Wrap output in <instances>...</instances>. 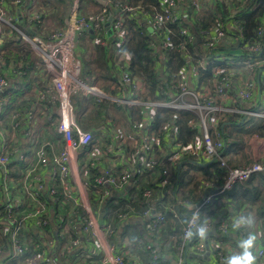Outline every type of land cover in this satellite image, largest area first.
Here are the masks:
<instances>
[{
	"label": "built area",
	"instance_id": "2783aa9c",
	"mask_svg": "<svg viewBox=\"0 0 264 264\" xmlns=\"http://www.w3.org/2000/svg\"><path fill=\"white\" fill-rule=\"evenodd\" d=\"M9 2L14 6L23 7L29 23L39 26L44 20L38 12L37 2L30 0V3L26 4L23 0H0V24L10 28L6 31V28L0 26V34L10 35L13 30L21 33L23 39L40 58L42 69H37L46 72L51 82L45 92H38L34 99L26 100L28 107L25 138L30 141L32 151L30 156L22 154L15 147L17 142L15 133L21 128L19 111L14 110L9 116L13 121L11 129L5 125V114L0 113V169H3L5 174L6 166L13 162L18 160L24 164L22 194L15 196L10 192L7 183L3 185L6 197L4 202H0V232L6 237V246L4 248L0 246V264H54L53 258L57 257L69 259L67 264H143L139 257L131 255L132 252L128 250H131L128 238L121 240L120 248L110 242V237L115 234V222L129 220L135 215L134 207L125 206L115 210L112 203L109 208L110 214L101 220L99 212L93 209L87 195L91 172L96 170L99 167L98 163L108 157L113 150L121 149L123 146L112 140L104 152L95 150L92 155L95 158L88 157L84 149L90 147L94 136L76 123L71 102L72 97L78 93L93 96L98 103L108 99L105 93L82 80L81 61L76 57L75 51L78 39L89 31L96 34L95 43H105L107 40L105 24L110 15L113 16L114 63L119 70L121 82L132 89V97L119 105L128 108L144 106L154 108L155 111L146 112L145 121L134 124L137 132L141 134V144L134 151L131 168H123L120 171L105 169L95 177L96 186L104 191L109 187L120 191L125 189L129 182L136 184L147 170L158 168L159 199L163 201L168 194L169 196L173 194L169 189L173 181L171 167H176L184 156H198L203 162H215L216 170L219 169L226 175L224 184L220 187L221 193L236 187L237 183L248 181L254 175H264V138L248 135L244 145L246 157L238 161L233 154L224 153L225 124H222L227 115L264 119V111H260L261 104H264V26L256 30L254 38L248 37L246 30V15L259 8L264 10V0H160L162 10H157L152 16L143 6L131 7L119 0H105V5H101L97 12L85 9V4L96 0H72L67 16L68 24L64 23V27L56 28L45 37L42 31H32L31 35L21 31L15 25L18 20L16 14L7 7ZM112 8L120 9V12L113 15L110 11ZM136 12L149 19L157 39L161 36L163 42H151V48H160L162 51L178 49L185 53L190 62L189 68H183L177 75V83L174 85L177 96L168 103L144 102L140 99V94L145 88H141L131 69L133 57L128 50L130 34L126 25L129 14ZM195 22H203L208 26L206 28L200 26L203 42L200 44L202 53L198 57L190 54L187 48L188 43L197 40L192 33ZM172 25L178 26L180 34L184 37L180 44H175L173 38L176 31ZM209 68L212 74L209 83H203L198 87L196 82L199 73ZM19 74L26 75L21 72ZM10 89L9 76L0 70V110L7 104ZM38 101H47L57 106L59 119L56 130L63 142V148L59 152H55L54 143L44 140L41 136H35L28 129V126L35 123ZM159 107L193 112L196 118L192 119L189 125L192 129L198 130L201 136L187 145L172 142L170 153L156 157L155 150L160 144V138L151 131V126ZM163 130L167 135L177 133V128L170 125H165ZM82 149L85 161L83 168L88 180L82 182L80 179L72 186L70 177L75 171L74 162L77 153ZM45 166L50 167L47 184L49 197L52 200L57 199L60 204L56 205L58 214L55 212L56 208H53V213L51 211L53 218L45 200L46 196L43 197L45 182L40 169ZM219 179L220 177L216 175L213 181H206L205 188L219 189L216 186ZM1 186L0 181V189ZM154 195L155 192L151 188L143 190L142 204L146 203L147 206L141 214L154 228L160 229L161 225L167 222L169 215L176 219L179 206L192 208L191 214L180 228L183 243L182 246L178 244L181 250L179 260L176 263L168 261L166 264H184L183 248L188 244L202 254L209 247V251L217 254L219 263L224 264L225 255L221 246L205 244L198 236L192 238L186 236L188 221L194 212L198 211L200 214L198 222L204 220L201 213L203 207L218 213L216 193L209 197L204 196L200 205H190L179 191L174 200L165 205L164 212L150 205ZM245 210L253 211L256 215L258 206L245 205L241 211ZM208 221L211 233L213 221L210 218ZM51 223L55 224L54 237L48 232ZM230 224L228 220L222 219L219 223V232L223 235L229 234ZM77 226L81 227L82 237L74 236ZM260 228L264 229V219L260 222ZM247 230L248 228L241 229V237L246 235ZM31 231L37 235L34 241L25 238V234ZM39 242H43L44 247H41ZM46 246L50 250H55L52 257H48ZM146 250L152 256L153 262L160 261V251L153 242L147 244ZM254 252L258 264H264V247L260 242ZM74 253L77 258L71 262Z\"/></svg>",
	"mask_w": 264,
	"mask_h": 264
},
{
	"label": "crops",
	"instance_id": "0c3cea01",
	"mask_svg": "<svg viewBox=\"0 0 264 264\" xmlns=\"http://www.w3.org/2000/svg\"><path fill=\"white\" fill-rule=\"evenodd\" d=\"M28 1L29 0H27L26 2ZM34 1L38 2V4H40L41 6V2L44 3L46 0H34ZM7 4H8L7 7L16 14L18 19L17 22H21L23 19L27 17L26 11H24L23 7L21 8L18 6H14L11 2ZM54 5L60 6L65 12L68 13L69 0H67V4H62L58 0L57 1L52 0L51 5L50 4L45 5L47 11L44 10L45 12L44 22L41 25H39L36 29V31H42L44 37L50 34L56 28H60L62 26L61 25L62 23L56 21L55 18L57 16L53 15L54 7H55ZM87 5L88 7H86V9L89 12H97L101 8V4L97 2L96 4H94V2H91L88 3ZM140 16H142L143 18L142 22H144L147 31L152 35L155 34L154 28L150 24L149 19L147 17L145 18V16L141 13ZM66 19L67 18H65V20ZM5 30L8 31V28H6ZM84 35H85L83 37L84 46L82 48H79V46L76 44V51H75L76 57L81 61L82 80L87 85L96 87L97 89H99L101 92L105 93L108 96V99L102 102L104 103V105L107 106V108L102 110L101 113L92 104L93 100L91 98L94 99V97L87 95L84 96L88 99V102L85 105V107L81 109L80 116L74 113L76 123L79 125V127L85 131H90L94 136V140L91 143L90 147L89 148L86 147L84 150L86 152V155L90 157L94 155L95 150L97 152L99 151L104 152V149L110 144V142H112V140L117 145L118 143H120L123 146L121 149L116 148L115 150H113V152H111L108 155V157H105L103 161L99 162L98 163L99 167L96 170L92 171L91 174L89 175V179H90V177L94 175L96 177L105 169H113L115 171H120L123 168H131L134 151L141 144V134L137 132L138 131L137 128L134 125H132L129 121L128 113H126L127 111L124 110V109L128 110V107L124 105H119L122 104L121 102L125 101L126 99H130L132 97L131 95L132 89L130 87L125 86L120 80L119 70L114 63V45L112 43V40L110 41L108 35L106 34L107 40H105V43H97V42L95 43L96 34L94 32L89 31ZM10 46L21 47V45L18 46V44H16V39L15 37L12 36V34L10 35L0 34V55L2 57V59L0 60V70L4 71L11 80V89L7 94V104L5 105L3 110H0V113L5 114V118H6L5 125L8 129H11L13 127V121L10 120L9 116L12 114L14 110L19 111L21 128H18V130H16L15 133L17 139L15 147L22 154H26L27 156H30L32 153L31 147L29 146L30 141H28L25 138V131L27 128L26 127V122H27L26 117H27V107H28L27 101L28 99L30 100L34 99L37 96L38 92L41 91L45 92L46 88L50 85L51 81L49 80L46 72L38 70L36 66L35 69L31 70L33 66L32 65L33 63L31 61L30 64H23V60L19 61L15 58L4 57L5 54L9 53ZM5 58L10 60L7 61ZM21 59H25V58L21 57ZM29 69L31 71L28 73L27 70ZM20 72L26 75L21 76V74H19ZM137 80L141 88L142 89L145 88L143 80L139 77L137 78ZM143 93L140 94V99ZM114 100H118V101L115 102ZM24 102H26V104ZM71 102L73 108H75V102H76L75 96H73ZM56 109H57L56 105H52L47 101H43V102L38 101L35 123L33 124V126L30 127L28 126V129H30V132H32L35 136H41V138H43L44 140H48L54 143L55 152H59L63 148V142L60 140V137L56 130V124L59 119ZM153 111H155L154 108L145 107V112L152 113ZM227 125L228 126H226V129L228 133L234 136L236 140H238L240 137L236 134L237 131L236 125L234 123H227ZM224 127L225 125L223 126V129H225ZM31 128H34V130L31 131ZM242 142L243 144L241 146L240 145L236 146L232 149V151L229 152L230 154H233L236 160L238 161H242L246 157V152L244 147L245 137L243 138ZM171 143L172 142L169 143V149L165 155L171 152L172 150ZM84 150L83 149L79 150V152L77 153V159L74 162L75 171L74 174L71 175L70 177L72 186H74L78 180L80 181V179L82 182L88 180V177L86 176V172L83 168V165L85 163V161H83ZM92 157L95 158V156ZM199 163L206 166L207 164L204 163H208V162H203L200 160ZM23 166H24L23 162L17 160L16 162H13L12 164L6 166L5 174H4V170L0 169V181L2 183L0 189V202H4L6 197L5 189L3 186L4 183L8 184L9 190L13 195L20 196L22 194ZM40 172L42 174V179L45 182V187L43 189V197L46 196L45 200L49 205V212L52 218L51 208L52 207L56 208V205L60 206V204L57 201V199L52 200V198L49 197L47 184L50 178V167L49 166L41 167ZM159 173L160 170L158 168H156V170H149L148 174L147 172H145L142 176L139 177L137 181L138 183L136 182V184L134 183L132 184L131 182H129L126 188L120 191H117L112 187H109L107 188V190H105L106 192L105 201H107L108 204L111 205L113 203L115 206H120V207L133 206L135 209V215H133L129 220L118 222L120 224L117 226L116 229L114 226L115 234L110 237V242L111 244H116L120 248L121 247L120 235L122 234L124 228L129 224L137 225L141 231L140 240L145 241L146 243L153 242L154 245L158 247L159 251L162 254L167 255V258L170 260L169 262L176 263L181 255V250H179L178 244L182 246L183 243V240H181L180 237V232L177 234L171 233L174 232L175 229L174 228H171V230L167 229V225L170 222L168 223L165 222L166 224L164 223L163 225H161L162 227L160 226L161 227L160 229L154 228L150 221L142 218L141 216L143 210L140 206V199H139L141 197V193H138V190H141L142 187L144 186H148V185L150 186L151 184L159 188L160 186ZM145 174H147V176H145ZM190 175L196 176V178L201 181L204 180L205 178V175H203L201 172L197 170L192 171ZM142 177H143L142 183H144L143 185L142 183H140ZM148 177L150 179H148ZM259 178L260 175H254L245 183H248L249 181L253 180L254 185L260 183L264 191V181L262 183L259 182L260 180ZM135 187H137V189H135ZM155 189L154 192L157 193ZM206 190L204 192V196ZM214 190L216 191V189ZM221 195L224 194L216 193V197L218 198V200H216V202L218 201V210H219L218 213L209 211L208 208H204V207L201 210V213L204 216V220L205 219L208 220V218L212 219L213 228L211 233H208V235L205 238L203 239L200 238V239L205 244L221 246V250H223L224 255L227 256L229 253H231L236 249L238 238L241 237V230L239 232H233L231 230L229 234L223 235L219 232V223L222 219H226L231 223V217L234 214V211L236 213H239L241 212L244 206L239 208L238 202L231 201V199H229L226 195L224 196ZM173 200H174V196L173 194H171L170 198L166 199V201H164L163 199L164 201L163 202L162 200L159 199V191H158V193L154 195V200L150 202V205H153V207H155L158 211L164 212L166 208L165 205ZM26 205H28V202ZM257 206H258V211L256 213V221H257V225L260 227V222L264 219V217L259 212V207H260L259 202ZM180 207L181 206H179L177 210L178 213L176 219H181L182 212ZM185 207H188L190 210H192L191 206L190 207L185 206ZM96 212H99L98 216L101 220L104 219L105 215L108 213V211H104L101 208L99 210L97 209ZM100 214H103V218L100 217ZM18 219L20 218L18 217ZM183 222L184 220L182 221V223ZM252 230L253 229L248 228L247 233ZM77 232L79 236L82 237V230L80 226H77ZM117 233L119 237H115ZM36 237L37 235L34 233V231L27 232L25 234V238H28L29 241L36 240ZM258 242H260V244L264 247V239ZM0 246L3 248L6 246V237L2 232H0ZM224 246H226L228 249H225ZM46 247H47L48 257H52L55 254L54 253L55 250H50L48 246ZM128 250L131 252L130 249ZM186 252L190 254L187 264H220L217 254L209 251L208 249H206L205 252L202 254L197 252L192 246L189 247V249H187V245H186L183 248L184 255ZM67 260L69 259H65V260L63 259L62 262L61 258L58 257L53 258L54 264H67Z\"/></svg>",
	"mask_w": 264,
	"mask_h": 264
},
{
	"label": "trees",
	"instance_id": "16d2710c",
	"mask_svg": "<svg viewBox=\"0 0 264 264\" xmlns=\"http://www.w3.org/2000/svg\"><path fill=\"white\" fill-rule=\"evenodd\" d=\"M27 0H23L24 3H30V0L26 2ZM57 1V0H55ZM62 4H67V0H58ZM124 5H128L131 7H139L143 6V8L148 11L149 15H153L157 10L161 11V3L160 0H119ZM52 0H46L44 3L41 2L38 4V12L43 17V20L45 19V12L47 11L45 5L50 4L51 5ZM96 4V2H94ZM72 5V0H69V9ZM84 5V3H83ZM55 6V7H54ZM54 12L53 15L57 16L55 19L57 22L62 23L61 25L64 26V20L67 18L68 13L65 12L60 6L54 5ZM88 7L87 4H85V9ZM111 14H115L116 12H120V9L112 8ZM48 15V12H47ZM247 16V24H246V30H247V36L254 38L256 35V30L260 26H264V10L259 8L256 11H252V13H249ZM143 21L142 16H140L139 12H136L135 14H129V17L127 18V29L130 34V40L128 42V50L132 53V66L131 69L133 71V74L138 78H141L143 80L144 86H145V92L141 95V100L144 102H157V103H168L171 100H173L176 96V90L174 88V85L177 83V75L180 73V71L187 67L189 68L190 62L188 60V57L185 56V53L183 51H180L178 49L173 50H160L151 48L150 44L151 42H158L162 43L161 36L159 39H157L156 34H150L147 31V28L145 27V24ZM32 25V26H30ZM17 26L20 27L22 30L27 32V35H31L32 31H36L38 25L30 24L28 21V18L26 17L21 22H17ZM200 26H204V28L208 27L207 24L204 25V23L195 22V26L192 30V33L194 35V38L197 39L195 42L197 44L195 45V42L192 41L191 43L187 44V48L190 54H192L195 57H198L202 50L200 48V44L203 42L201 35H200ZM172 27L175 28L176 34L174 36L175 44H180L182 41H184V37L182 34H180V28L176 25H172ZM155 33V30H154ZM17 33L15 31H12V36L16 39V44L20 46V43L18 42L16 38ZM8 42V41H7ZM13 53L5 54L4 57H10ZM3 57V58H4ZM25 59H21V57L18 56L17 60L21 61L23 60V64H30V60H27V55L25 54ZM6 59V58H5ZM7 61L10 59H6ZM15 61V60H14ZM17 62V61H16ZM32 69H35V64H32ZM30 69L27 70L28 73L31 71ZM211 69L209 68L206 71H201L199 73V79L196 82V85L198 87H201L203 83L208 84L209 78L211 77ZM76 98L75 102V108L74 113L76 115L80 116L81 109L85 107V105L88 102V99L84 96L83 93H78L74 95ZM73 98V97H72ZM93 100L92 104L95 108L101 113L102 110L107 108L104 103L99 104L96 100L91 98ZM109 101V100H107ZM26 104V102H24ZM124 109V108H123ZM128 113L129 121L132 125H134L137 122H144L145 121V107L144 106H137L133 108L124 109ZM196 118V115L191 111H179V110H173L170 108H164L159 107L156 112V116L154 119V122L151 126V131L156 134L160 138V144L156 147L155 155L156 157H162L168 152L169 149V143H181L183 145L190 144L195 141L197 137H200L201 134L198 130L192 129L190 127V121L192 119ZM243 117L240 116H230L227 115L226 120L222 123L225 124V129H223V133L225 136V140H227V146L225 148L224 153L226 155L230 154L229 152L232 151V149L236 146H241L243 142L240 140H236V138L232 135H230L226 129L227 123H234L236 125L237 131L236 134L243 135V134H249V135H258L262 138H264V119L263 118H257V117H251L246 119L243 123ZM165 125H170L172 127L177 128V133H169V135L166 134V132L163 130V127ZM233 140V141H232ZM199 157L198 156H184L181 158L177 164L176 167H171V171L173 174V181L172 185L169 187L171 192L175 190V186L177 181L178 188L177 192L182 193V197L187 203H190V205H197L201 203L204 199V192L206 190L204 183L206 181H213L215 179V176L218 175L220 177L219 181H216L217 188L220 189V187L224 184V178L226 175L219 169L216 170V164L214 163H204L207 164L206 166L199 163ZM202 161V160H201ZM181 162H184L183 167L181 168L180 172L178 171V166ZM194 170H197L201 172L203 175H205L204 180H199L194 175H190V173ZM147 174L149 170L146 171ZM145 174V176H147ZM95 175L90 177L89 183V189H88V198L91 206L95 211L100 208L104 211H108L106 214L109 215L111 211H109V208L111 207L110 204H108L107 201H105L106 198L105 194L106 192L102 190L100 187L96 186V183L94 182ZM148 179H150L148 177ZM259 182L264 181V175L260 174ZM143 177L140 180V183H142ZM144 183H142L143 185ZM258 184V185H257ZM254 185L253 180L249 181L248 183L242 182L237 183L234 191L232 193L226 192L224 195H226L231 201L238 202V207L241 208L245 205H257L259 202V212L264 217V191L260 185V183H257ZM144 188H151L155 189L158 193L159 188L153 186L151 184L150 186H144L141 190H138V193H141L140 199V206L142 210H144L147 206L146 203L142 204V192L145 190ZM137 189V187H135ZM155 193V195L157 194ZM170 194L167 195L164 201L166 199H169ZM103 199V201H101ZM102 202V203H101ZM107 202V203H106ZM190 207V206H189ZM113 209H118L120 206L112 205ZM181 219H174L171 215L168 216V222H170L167 225V229L171 230V228H174L175 231L171 232L173 234H177L180 232V228L182 225L186 222L187 217L191 214V211L188 207L181 206ZM56 214H58V208L55 209ZM113 212V211H112ZM117 219V216L115 215L114 220ZM184 222L182 223V221ZM173 222V223H172ZM165 223V224H166ZM120 223L115 222V229ZM164 224V223H163ZM55 231V224L51 223L48 227V232L52 236ZM172 235V234H170ZM169 235V236H170ZM75 237H80L77 230L74 231ZM168 236V238H169ZM115 237H119L118 233ZM141 237V231L137 225L129 224L126 226L120 235L121 240L124 238H128L131 243V255H135L139 257L143 264H166V262L170 261L167 258V255H164L160 252L161 259L160 261L153 262L152 256L150 253L146 250V246L149 243H146L145 241L140 240ZM164 240V239H163ZM168 240V239H166ZM161 241V240H160ZM41 247H44L43 242H39ZM133 245V246H132ZM77 258L76 253L72 254L70 261L73 262ZM63 262V259H61ZM65 260V259H64Z\"/></svg>",
	"mask_w": 264,
	"mask_h": 264
},
{
	"label": "clouds",
	"instance_id": "9594fccd",
	"mask_svg": "<svg viewBox=\"0 0 264 264\" xmlns=\"http://www.w3.org/2000/svg\"><path fill=\"white\" fill-rule=\"evenodd\" d=\"M199 219V212H194L191 220L188 221V230L186 232L188 238L198 236L203 239L208 235L210 231L209 221L205 219L202 222H198ZM230 227L233 232H239L242 228H251L253 230L249 231L246 236L238 238L236 249L225 256L224 264H258L254 250L258 241L264 239V229L257 225L255 213L250 210L239 213L234 211Z\"/></svg>",
	"mask_w": 264,
	"mask_h": 264
},
{
	"label": "rangeland",
	"instance_id": "374dc122",
	"mask_svg": "<svg viewBox=\"0 0 264 264\" xmlns=\"http://www.w3.org/2000/svg\"><path fill=\"white\" fill-rule=\"evenodd\" d=\"M15 25L17 26V23ZM0 26L3 27V28L10 29L7 25H4V24H0ZM61 27H64V26L62 25ZM18 28L21 31H24L20 27H18ZM13 31H15V30H13ZM15 32L17 33L16 38H17L18 42L20 43L21 47H16V46H12L11 47L10 46L9 53H13L12 55H10V57L17 59L18 56L19 57L21 56L22 58H24L25 54H26L27 55V60H30L32 63H35L36 64V68H41V61H40L39 56L33 51V49L31 48L30 44L26 40L23 39L22 34L19 33L18 31H15ZM25 33H27V32H25ZM84 36L85 35L81 36L78 39V41H77V45L79 46V48H82L84 46V42H83V37ZM260 111H264V104H261ZM33 130H34V128H31V131H33ZM248 135L249 134L239 135L240 140L243 141V138L244 137L246 138ZM226 192H224V193H226ZM224 193H220V194H224ZM221 196H224V195H221Z\"/></svg>",
	"mask_w": 264,
	"mask_h": 264
},
{
	"label": "water",
	"instance_id": "95a60500",
	"mask_svg": "<svg viewBox=\"0 0 264 264\" xmlns=\"http://www.w3.org/2000/svg\"><path fill=\"white\" fill-rule=\"evenodd\" d=\"M96 2L101 4L102 6L105 5V0H96ZM65 24L66 25L68 24V19L65 20ZM112 24H113V16L110 15L108 20L106 21V24H105V29L107 31V35H108L110 41L113 40V26H112ZM245 119L246 118H244V120ZM244 120L242 121V123L244 122ZM183 165H184V162H181L179 164V166H178V171L179 172H180L181 168L183 167ZM178 183H179V181H177L176 186H175V190L173 191V196L174 197H176ZM234 189H235V187L232 188L231 190L227 191V192L232 193L234 191ZM215 193H221V190L220 189H216V191H215L212 188H208L206 190L205 197H209L211 194H215ZM198 205H200V203ZM51 209H52L51 211L53 213L54 212L53 211V207ZM100 217L103 218V214H100ZM52 218H53V215H52ZM189 247H190V244L187 245V249H189ZM208 250H210L209 247H208ZM189 257H190V254H188V252H186L185 256H184V264H187Z\"/></svg>",
	"mask_w": 264,
	"mask_h": 264
}]
</instances>
